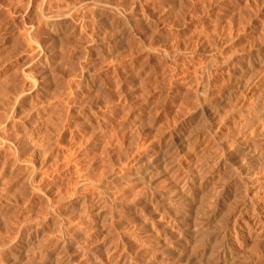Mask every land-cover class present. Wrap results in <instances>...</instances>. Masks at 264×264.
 I'll return each mask as SVG.
<instances>
[{
	"label": "rangeland",
	"instance_id": "374dc122",
	"mask_svg": "<svg viewBox=\"0 0 264 264\" xmlns=\"http://www.w3.org/2000/svg\"><path fill=\"white\" fill-rule=\"evenodd\" d=\"M263 84L264 0H0V264H264Z\"/></svg>",
	"mask_w": 264,
	"mask_h": 264
},
{
	"label": "bare ground",
	"instance_id": "6f19581e",
	"mask_svg": "<svg viewBox=\"0 0 264 264\" xmlns=\"http://www.w3.org/2000/svg\"><path fill=\"white\" fill-rule=\"evenodd\" d=\"M253 78V77H252ZM238 82H239V80H238ZM244 82V81H243ZM264 85V84H263ZM236 87V86H235ZM241 87V86H240ZM238 88V87H237ZM224 101V100H223ZM221 104V103H220ZM223 105V104H222ZM218 106V105H217ZM213 115H214V113H212ZM202 117V116H201ZM213 117V116H212ZM210 118V117H209ZM206 123V122H205ZM201 126V125H200ZM202 127V126H201ZM199 130V129H198ZM187 137V136H186ZM249 149V148H248ZM253 150V149H252ZM171 152H173V151H171ZM250 152V151H249ZM251 152H254V151H251ZM163 161H164V159H163ZM167 161V160H166ZM165 163V162H164ZM225 171V170H224ZM233 187V186H232ZM246 187V186H245ZM230 188V187H229ZM234 189H236L235 187H234ZM233 189V190H234ZM237 191H235V194H237L238 192H239V190L241 191V188H239V190L238 189H236ZM243 191H244V189H243ZM245 191H246V189H245ZM244 191V192H245ZM250 190H248L247 192H249ZM224 192V191H223ZM237 192V193H236ZM246 192V193H247ZM176 193V192H175ZM242 193V192H241ZM241 193H239V195L241 194ZM245 193V194H246ZM235 194H233V196H234V198H233V201L231 202V203H233V205H234V208H233V211L235 210V206L236 207H240V204H239V202H241L240 200L238 201V199H236L235 197H237ZM244 194V195H245ZM250 194V193H249ZM248 195V194H247ZM246 195V196H247ZM183 196V195H182ZM181 196V197H182ZM228 196V195H227ZM186 197V196H185ZM229 197V196H228ZM242 197V196H241ZM248 197V196H247ZM180 198V197H179ZM220 198V197H219ZM238 198V197H237ZM192 199V198H191ZM194 199V198H193ZM196 199V198H195ZM200 199H201V197H200ZM198 200V199H197ZM255 199H253L252 198V196H249V199L247 200H245L244 202H243V199H242V203H241V205H243V207H242V209H241V213H245L246 212V209L247 208H249V206L251 205V204H253L254 202H256V200L254 201ZM181 201V200H180ZM181 203V202H180ZM197 203V202H196ZM200 204H201V202H199ZM185 204H186V202H185ZM184 204V205H185ZM188 204V203H187ZM221 205H222V203H220ZM227 204V203H226ZM197 205H199V204H197ZM232 205V206H233ZM197 207V206H196ZM198 208V207H197ZM200 208V207H199ZM201 209V208H200ZM215 209H216V207H215ZM229 209V208H228ZM232 209V208H231ZM195 213V212H194ZM184 217V216H183ZM182 217V219H185V218H183ZM187 217H189V216H187ZM186 217V218H187ZM180 219H181V217H179ZM179 219V220H180ZM181 219V220H182ZM188 219V218H187ZM177 220V219H176ZM186 220V219H185ZM195 220H196V218H195ZM178 225H179V227H178ZM178 225L177 226H175V227H178V228H180V227H184L185 226V228L186 227H189V225L188 224H185L184 222H182V223H178ZM240 225L243 227L244 225H243V222H240ZM192 227V226H191ZM196 228V227H195ZM181 229V228H180ZM187 230V229H186ZM262 230H263V227H262ZM184 238H183V240L181 239V241L183 242V244L185 245V246H187L186 248H188V244L189 245H192V247H193V249L192 250H194L195 249V251L193 252V253H197L198 251H202V253H201V255L204 253V252H206L205 251V249L209 246L210 247V249L213 251V249L215 248V246H216V243H218V242H215V244H214V242L212 243V245H215L214 246V248L212 249L211 248V246L212 245H210V242H211V238L210 237H207V236H211V234L210 235H204V236H202V233H201V235L199 234V232H197L196 230L194 231V230H188V231H184ZM226 234L227 235H229V233L228 232H226ZM171 235H175L174 234V232L172 231V233H171ZM213 236H217V235H213ZM212 236V237H213ZM230 236V235H229ZM216 238V237H215ZM180 242V241H179ZM219 244H221V243H219ZM185 246H184V249H186L185 248ZM181 248L183 247L182 245L180 246ZM191 247V246H190ZM189 247V248H190ZM233 247L231 246V244L230 243H224V244H221L219 247H217V248H215L214 250H216L217 252L218 251H222L221 253H223V254H221L220 252H218V253H220L221 255H222V257L223 258H225L226 256H230V254H231V252H232V249ZM204 250V251H203ZM211 250H209V255L211 254L210 253V251ZM95 251V250H94ZM182 251H183V249H182ZM182 251L181 252H179L180 253V255H183L182 254ZM185 251V250H184ZM183 251V252H184ZM191 251V250H190ZM192 253V252H191ZM213 253V252H212ZM217 253V254H218ZM234 253V252H233ZM188 254V253H187ZM190 254V253H189ZM206 254V253H205ZM213 254H215V251H214V253ZM216 254V255H217ZM191 255V254H190ZM212 255V254H211ZM234 255V254H233ZM87 256V255H86ZM177 256V255H176ZM179 256V255H178ZM184 256V255H183ZM195 256V255H194ZM198 256H200V254H198ZM204 256V255H203ZM208 256V255H207ZM219 256V255H218ZM213 257V256H212ZM86 258V257H85ZM177 258V257H176ZM201 258H202V256H201ZM209 258V257H208ZM207 258V259H208ZM210 258H211V256H210ZM209 258V259H210ZM93 259H94V257H90L89 258V260H91V261H93ZM180 259V258H179ZM198 259H200V257L198 258ZM216 259V258H215ZM217 259H221V258H218L217 257ZM80 260V259H79ZM201 260V259H200ZM202 260H203V258H202ZM206 260V259H205ZM204 260V261H205ZM222 260V259H221ZM231 260V259H230ZM192 261V260H191ZM209 261V260H208ZM212 261H214V260H212ZM89 262V261H88ZM202 262V261H201ZM92 263H94V262H92ZM192 263V262H191ZM206 264H207V262H206ZM209 264V263H208ZM211 264V263H210ZM222 264H224L223 263V261H222Z\"/></svg>",
	"mask_w": 264,
	"mask_h": 264
}]
</instances>
